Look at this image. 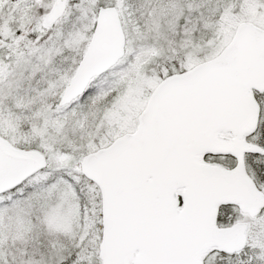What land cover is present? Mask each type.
Wrapping results in <instances>:
<instances>
[{"label": "snow or ice", "instance_id": "6c2138e0", "mask_svg": "<svg viewBox=\"0 0 264 264\" xmlns=\"http://www.w3.org/2000/svg\"><path fill=\"white\" fill-rule=\"evenodd\" d=\"M0 264H264V0H0Z\"/></svg>", "mask_w": 264, "mask_h": 264}]
</instances>
